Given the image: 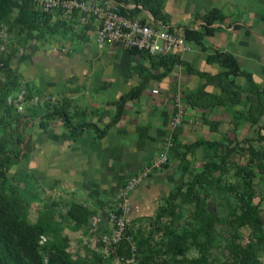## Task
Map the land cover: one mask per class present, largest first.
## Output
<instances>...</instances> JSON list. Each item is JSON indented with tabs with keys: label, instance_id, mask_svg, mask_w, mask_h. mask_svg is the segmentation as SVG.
<instances>
[{
	"label": "rangeland",
	"instance_id": "rangeland-1",
	"mask_svg": "<svg viewBox=\"0 0 264 264\" xmlns=\"http://www.w3.org/2000/svg\"><path fill=\"white\" fill-rule=\"evenodd\" d=\"M16 14L17 10L13 9L7 20L0 24V32L6 28L8 34L5 49L0 48V101L3 104L0 106V119H3L0 120V139L5 150L19 152V160L8 171V177L24 200L27 199L24 204L28 218L33 222L44 219L58 227L59 240L72 261L77 264H133L101 243L103 229L107 226L105 216L121 208L122 199L118 195L116 198L98 195L100 190L95 188L93 191L79 185L71 188L72 184L65 181L68 167L72 166L67 156L70 144L67 128L59 115H51L66 113L71 105L66 88L52 87L51 81L79 78L78 74L69 76L66 69L56 71L50 65L51 54L54 58L58 53L76 56L82 44L93 41L89 35L93 33L92 28L85 25L79 35L65 21L56 18L31 31L16 23ZM33 58L39 72L25 65ZM87 63L89 66H96V63L97 66H156L146 55L131 56L114 50L93 55L87 58ZM89 74L93 80L100 75L97 70ZM34 79L38 81L37 85ZM216 79L210 78L208 83L191 92L181 88L176 91L175 94L181 92L191 121H195L193 110L196 108L201 107L205 110L204 115L209 117L207 111L216 106L217 99L205 90ZM14 81H17V87L12 86ZM222 85L220 83L221 89ZM238 89L235 92L237 103L242 104L244 101L239 99ZM23 91L25 95L20 100ZM110 96L115 97L113 93ZM246 99L248 103L249 98ZM253 101L243 107L245 111L239 108L234 117L219 114L214 121L207 118L206 136L222 145L216 150L212 148L213 152L203 158L192 157L180 135L182 126L191 122L190 119L187 117L175 129L171 128L169 120V131L178 156L146 180L156 181L159 187L154 192L156 197L138 213L132 210V192L128 196L129 239L136 245L138 264H244L241 251L249 243L255 246L249 264H264V111L260 113L256 107L258 102L255 98ZM108 113L107 110L105 114ZM109 116L111 120L115 117L114 114ZM196 123L191 125L192 129ZM225 153V165L220 170L212 168L201 179L204 187L192 183L208 162L213 160L220 164ZM151 162L147 160V165ZM142 168L133 170L131 177ZM247 174L252 182V205L258 213L255 224L261 226V232L254 231L252 225L241 223L238 218L242 206L239 194L246 190ZM75 203L92 213L88 222L79 227L68 214ZM94 217L101 218L96 231L92 230ZM204 229L209 232H203ZM47 239L42 236L40 244Z\"/></svg>",
	"mask_w": 264,
	"mask_h": 264
},
{
	"label": "crops",
	"instance_id": "crops-1",
	"mask_svg": "<svg viewBox=\"0 0 264 264\" xmlns=\"http://www.w3.org/2000/svg\"><path fill=\"white\" fill-rule=\"evenodd\" d=\"M114 1L120 7H128L133 11L138 7L139 11L134 16L144 21L164 22L178 27L180 31L184 29V32L186 28L200 29L205 24L204 15L213 8H217L223 16L222 20H217L210 25L214 31L201 43L188 40L191 45L189 51L170 54V56L178 57L182 62L171 69L157 65L97 66L96 63V66H89L87 58L106 54L109 50L122 51L127 55L139 57L143 54H134L131 50L114 46L100 48L96 42L95 21L89 24L65 21L76 34H82L81 28L85 25L92 28L93 32L89 34L93 41L82 44L81 50L76 51V56L71 57L69 54L62 56L58 53L54 58V54H51L50 65L54 66L56 71L66 69L69 76L70 74L79 76L72 81L55 79L56 81H51L50 84L52 87L66 88L71 105L65 114L73 126L84 125L82 132L75 138L72 137L71 128L64 125L67 128V141L70 143L67 156L72 161L65 181L72 184H70L71 188L78 185L90 191L95 188L100 190L97 191L98 195L102 193L116 198L121 188L131 178L130 173L133 170H139L147 165V160L152 161L164 151L166 139L171 134L168 122L174 112L173 101L176 91L181 88L191 92L200 85L208 83L210 78L202 77L195 73L196 71L214 76L224 70L219 62L213 60L217 52L233 55L240 69L251 75L250 78L245 75L235 77V84L241 93L238 97L244 102L237 103L239 101L230 97L222 99L223 92L220 86L222 80L216 79L208 84L205 90L211 92L212 97L219 101L216 106H212L210 111H207L209 117L204 115L205 110L201 107L193 110L195 121L194 119L191 121V115L185 116V120L188 117L191 122H186L181 128L183 133L180 135L183 141L187 145L199 138L217 141L205 134L207 118L214 121L220 117L219 114L221 116L232 114L234 117L239 108L245 111L246 108L243 107L249 106V102H254V98L258 102L256 87L260 90L264 88V0H160L161 11L167 16L165 19L156 17L135 0ZM56 18L53 16V19ZM25 65L32 66L35 72H39L35 59ZM192 68L196 71L190 70ZM96 70L100 75L93 80L89 73H95ZM34 83L37 85L38 81L34 79ZM140 84H144L141 94L126 102L121 118L112 124L114 118L111 120L109 115H116L119 106L116 102L122 95ZM40 85L43 86L41 83ZM81 88H83L82 91ZM110 93H113L115 97L112 98ZM246 98H249L248 103ZM107 110L109 113L105 114ZM194 112L191 111L192 114ZM58 118L63 120L62 115ZM79 119L81 120L78 123ZM194 122H197L196 127L192 129L191 125ZM97 129L105 133L100 136ZM205 146L195 149L191 153L192 157L203 158L210 155L213 149ZM169 154L172 161L177 158L175 146ZM146 180L130 195L134 212L144 211L150 200L156 197L155 191L159 189L156 181L146 182ZM84 184L87 186L84 187ZM148 189L152 191L149 190L150 193H148Z\"/></svg>",
	"mask_w": 264,
	"mask_h": 264
},
{
	"label": "trees",
	"instance_id": "trees-1",
	"mask_svg": "<svg viewBox=\"0 0 264 264\" xmlns=\"http://www.w3.org/2000/svg\"><path fill=\"white\" fill-rule=\"evenodd\" d=\"M135 2L137 4H142L144 8L149 9L156 17L167 18V16L163 15L161 11L160 0H135ZM13 9L17 10L15 16L16 23L26 26L31 31L38 30L40 25L47 24L53 19L52 14L34 10L30 0L23 2H19L18 0H0V24L7 20L8 15ZM138 11L139 8L136 7L134 11L130 10V14L134 16ZM122 12L126 13L123 8ZM203 18L205 24L200 29H185V35L188 40H194L197 43H201L206 36L213 33L214 30L210 25L217 20H222L223 16L217 8H213ZM131 52L134 54L142 53L153 59L157 66H166L168 69H171V67L175 66L177 63H182L178 57L172 55H151L147 51L138 49H131ZM156 57H158V59ZM213 60L219 62L220 65L224 67V70L215 76L207 75V73L196 71L193 68L190 70L194 72L196 71V73L212 79H221L223 84L222 99L230 97L237 101L238 99L235 93L237 86L233 77L245 75L250 78L251 75L240 69L236 58L231 54L217 52L213 56ZM11 84L13 87L18 86L17 81L12 82ZM143 88L144 84H140L121 96L118 110L112 124L121 118L126 102L137 98L141 94ZM255 92L258 96V104L256 107L261 113L264 111V88L260 90L256 87ZM2 105L3 104L0 101V106ZM7 112L9 113L10 111L7 109ZM51 115H62L65 125L71 128L72 137L75 138L82 132L84 125L81 124L77 127L73 126L69 117L65 113L58 112L57 114L53 113ZM104 133L105 131L98 130V135L101 136ZM202 145H207L216 150V148L222 144L217 141L201 139L187 145L186 150L188 153L193 152ZM226 155L227 153L222 157V162L220 164H217L213 160L208 162L204 166L203 171L195 176L192 183H194V185L195 183H199L204 187L205 184L201 179L205 174L210 172L212 168L220 170L226 163ZM18 160L19 152L15 149H11V151L5 150L4 144L0 139V264H77L72 261L70 254L66 251L61 240H59L57 226L44 219H38L36 222H33L28 218L27 207L24 204L27 199L25 198L26 200H24V197L18 193L14 182L8 177V171L18 162ZM245 184V192L239 194L242 206L238 218L241 223L252 225L254 231L258 232L260 230L261 232V226L255 224L258 213L256 208L252 205L253 196L250 190L252 182L249 174L246 175ZM179 189H181V187H179ZM33 199L34 198H32V200ZM68 214L78 227L87 223L92 215L87 208L78 203H75L72 206L68 211ZM104 232H110L108 221L107 226L103 229V233ZM203 232L207 233L209 231L204 229ZM259 234L260 233H257V236H259ZM129 235L130 230L128 228L126 237L116 245L115 254H119L122 258H130L133 254ZM42 236H46L48 239L45 243L40 244ZM254 247L253 243H249L247 246L243 247L241 251V259L244 264H249L248 260L254 255Z\"/></svg>",
	"mask_w": 264,
	"mask_h": 264
},
{
	"label": "built area",
	"instance_id": "built-area-1",
	"mask_svg": "<svg viewBox=\"0 0 264 264\" xmlns=\"http://www.w3.org/2000/svg\"><path fill=\"white\" fill-rule=\"evenodd\" d=\"M19 2L28 0H18ZM36 11L52 14L53 16L67 21H79L82 24L96 22V42L100 48L108 46L121 47L124 49L144 50L151 55H170L184 53L191 49L186 38L184 29L173 27L164 22L142 20L130 14V8L123 7L122 12L114 0H30ZM7 30L0 32V48L3 50L7 45ZM23 91L19 98L23 100ZM181 92L175 94L174 112L170 118V126L175 129L182 125L187 115L186 106L182 101ZM172 134L165 142V149L157 155L152 162L145 166L139 173L131 177L121 188L118 197L122 199L121 208L109 212L106 216L110 226V232L101 235V242L107 250L114 251L116 245L126 237L129 228L126 218L128 196L143 181L148 179L154 172L160 170L170 162L169 151L174 148ZM101 218L94 217L92 220L93 231L99 228ZM133 254L127 259L128 263L138 264L136 258V245L132 243Z\"/></svg>",
	"mask_w": 264,
	"mask_h": 264
}]
</instances>
